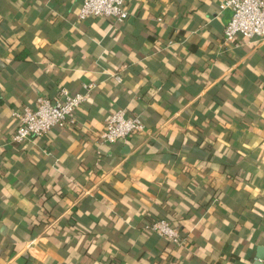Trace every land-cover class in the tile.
Listing matches in <instances>:
<instances>
[{"label":"crops","instance_id":"obj_1","mask_svg":"<svg viewBox=\"0 0 264 264\" xmlns=\"http://www.w3.org/2000/svg\"><path fill=\"white\" fill-rule=\"evenodd\" d=\"M82 1L0 0V264H264V38L225 43L220 0ZM91 82L73 123L13 140L15 111ZM117 110L145 130L102 143Z\"/></svg>","mask_w":264,"mask_h":264},{"label":"built area","instance_id":"obj_2","mask_svg":"<svg viewBox=\"0 0 264 264\" xmlns=\"http://www.w3.org/2000/svg\"><path fill=\"white\" fill-rule=\"evenodd\" d=\"M220 8L233 11L224 30L225 43L238 46L239 36L249 40L264 38V0H220ZM90 16L111 17L123 22L129 17V10L126 0H83L79 19ZM114 77L118 81L123 80L120 73H115ZM95 88L94 82L84 84L85 90L78 93H71L68 88L62 87L58 99L39 96L35 107L26 106L22 111H15L19 124L13 140L24 143L32 137L44 136L53 127H67L74 122L76 109L89 99ZM145 127L139 115L130 117L124 110H117L107 116L100 142L115 143L127 139L132 133L144 131ZM145 228L174 244H184L180 228L166 219L155 220Z\"/></svg>","mask_w":264,"mask_h":264}]
</instances>
